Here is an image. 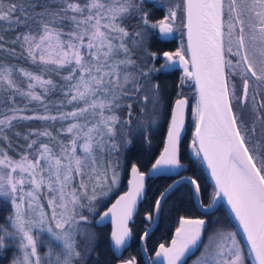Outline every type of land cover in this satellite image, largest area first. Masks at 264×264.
Segmentation results:
<instances>
[{"label": "snow or ice", "instance_id": "6c2138e0", "mask_svg": "<svg viewBox=\"0 0 264 264\" xmlns=\"http://www.w3.org/2000/svg\"><path fill=\"white\" fill-rule=\"evenodd\" d=\"M177 33L174 51L154 47ZM177 71L173 96L161 78ZM165 126L144 172L130 156ZM150 175L171 182L124 256ZM173 197L199 215L149 248ZM196 251L193 264H264V0H0V264H188Z\"/></svg>", "mask_w": 264, "mask_h": 264}, {"label": "trees", "instance_id": "16d2710c", "mask_svg": "<svg viewBox=\"0 0 264 264\" xmlns=\"http://www.w3.org/2000/svg\"><path fill=\"white\" fill-rule=\"evenodd\" d=\"M180 42H181L180 35L177 34L174 40L167 41V42H156L154 44V47L162 48L163 50L174 51L179 46ZM179 75L180 73L179 71H177L173 74L166 75L161 78L167 84L173 85L171 89V93L173 96L175 94L174 85ZM193 92H194V89L192 88L185 89V95L188 96L190 102H194ZM30 126L40 127V122L39 121L31 122ZM186 129H187V132H186L183 145L188 140L191 146L192 133L194 132V121H193L192 115H190V109L187 113ZM20 131H24V127H21ZM165 132H166V126L160 129L155 134L153 142H152L151 151L139 150V151H134L131 154L130 160L132 162H138L139 167L142 171H146L151 166V164L154 162L158 154L162 151ZM182 148L184 147L182 146ZM183 151L184 150H182V152L180 153L181 160L186 161ZM190 153L188 152L187 154H190ZM189 169L190 170L187 173H184L185 175H192L191 167H189ZM129 170L124 174L125 178L121 185L119 194L125 190V182L127 180ZM197 175L199 176V182L201 184L202 190L204 191L205 195H207L211 191V186H210L211 183L207 176L205 168H203L200 172H198ZM170 182L171 181L169 179H165L162 177H157L155 179L147 181V197L145 198L144 202L140 204L139 212L135 216V223L132 225L134 235H133L132 240L130 241V247H128L129 249H128L127 255L137 254L138 244H139L138 237L144 228L143 214L145 210L150 206V203L154 199V197L160 191L163 190V187L166 184ZM182 191H186V189H182ZM115 197H113L112 201L115 199ZM198 215L199 213L195 211V209L189 203L187 197H184L182 200L176 197L170 198L169 201L164 205V211L162 212L160 216L158 226L155 227L154 231L152 232L148 240L149 248L153 247L154 244L156 243L169 244L172 234L175 231V228L178 226V220L180 216H189V217L194 218ZM99 231L101 232L102 236L105 234H110V227L105 226L102 229H99ZM106 243H107L106 240H102L101 242L102 250L104 249Z\"/></svg>", "mask_w": 264, "mask_h": 264}, {"label": "flooded vegetation", "instance_id": "af4514ba", "mask_svg": "<svg viewBox=\"0 0 264 264\" xmlns=\"http://www.w3.org/2000/svg\"><path fill=\"white\" fill-rule=\"evenodd\" d=\"M184 139H185V137H184ZM184 139H183V141H182V143H181L180 153L182 152V150H184V151H183V154L185 155V160H186V161H182V163H184L185 165H188L189 167H191L190 164H189V161L192 159V156H191V153H190V151H191V146H190L188 140H187V142L183 145V143H184ZM182 146H183L184 148H182ZM188 152H189L190 154H187ZM210 183H211V182H210ZM210 186H212V185H210ZM123 192H124V191H123ZM107 226H108V225H107ZM177 227H178V226H177ZM153 231H154V230H153ZM173 235H174V232H173L172 236H173ZM171 238H172V237H171ZM170 243H171V240L169 241V244H166V245H170ZM159 244H161V243H159ZM159 244L156 243V244H154V246L151 247V248H158ZM138 246H139V244H138ZM128 249H129V248H127V250L124 251V253H123L124 256H128V255H127V253H128ZM152 255L154 256V253H152ZM199 255H200V252H199V251H196V252H195V255H189V257H188V264H193V261H194V260L196 259V257H198Z\"/></svg>", "mask_w": 264, "mask_h": 264}, {"label": "water", "instance_id": "95a60500", "mask_svg": "<svg viewBox=\"0 0 264 264\" xmlns=\"http://www.w3.org/2000/svg\"><path fill=\"white\" fill-rule=\"evenodd\" d=\"M189 111V110H188ZM188 111H187V113H188ZM187 113H186V119H187ZM185 127H186V125H185ZM186 132H187V129H186V131H185V133H184V135H183V137H182V141H183V139H184V137L186 136ZM163 150V149H162ZM158 156H159V154H158ZM158 156L156 157V158H158ZM155 161V160H154ZM154 163V162H153ZM150 168H151V166L146 170V171H144V172H149L150 173ZM205 168V171H206V173H207V176H208V178H209V180H210V182H211V185H212V181H211V177H210V174H209V172H208V170H207V168H206V166L204 167ZM131 178V173H130V170H129V172H128V177H127V180L128 179H130ZM155 178H157V177H155V176H149V177H146V182L148 181V180H152V179H155ZM127 180H126V182H125V190L124 191H126L127 190ZM123 193V192H122ZM122 193H120V194H122ZM118 198V195L115 197V199H117ZM115 199L112 201V203H114L115 202ZM109 207L111 206L110 204L108 205ZM140 206V205H139ZM109 226L110 227V232H111V228H112V225H111V222H110V220L106 223V226ZM178 226H179V224H178ZM155 225H153V229H152V232H153V230L155 229ZM175 232V231H174ZM130 243V242H129ZM124 253V252H123Z\"/></svg>", "mask_w": 264, "mask_h": 264}, {"label": "rangeland", "instance_id": "374dc122", "mask_svg": "<svg viewBox=\"0 0 264 264\" xmlns=\"http://www.w3.org/2000/svg\"><path fill=\"white\" fill-rule=\"evenodd\" d=\"M177 34H179V33H177ZM177 34H176V36H177ZM180 35V34H179ZM178 38V37H177ZM180 39H181V37H180ZM191 103H194V102H191ZM190 109V115H192L191 114V108H189Z\"/></svg>", "mask_w": 264, "mask_h": 264}]
</instances>
